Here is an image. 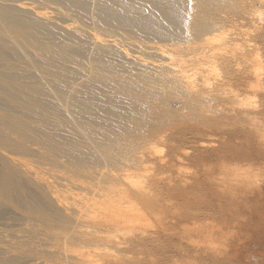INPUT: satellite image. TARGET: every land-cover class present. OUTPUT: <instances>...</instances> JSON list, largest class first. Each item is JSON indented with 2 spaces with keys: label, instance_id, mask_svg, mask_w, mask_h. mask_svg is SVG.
Here are the masks:
<instances>
[{
  "label": "rangeland",
  "instance_id": "obj_1",
  "mask_svg": "<svg viewBox=\"0 0 264 264\" xmlns=\"http://www.w3.org/2000/svg\"><path fill=\"white\" fill-rule=\"evenodd\" d=\"M0 2L7 59L48 66L60 49L83 63L63 62V116L41 119V128L18 114L11 96L0 97V184L15 189L0 196V264H264V0H176L156 9L154 0H132L142 20L177 15L146 27L105 19L104 0ZM159 46L164 55L152 49ZM166 55L199 87L173 79ZM110 79L132 87L134 115L124 124L79 122L71 92L90 82L107 98ZM167 131L175 137L150 141L135 162L139 143ZM127 161L142 170L128 179L153 183L145 199L119 207L121 229L95 227L93 241L88 225L112 214L97 207L93 188L109 176L99 172ZM105 236L113 242L103 244Z\"/></svg>",
  "mask_w": 264,
  "mask_h": 264
},
{
  "label": "bare ground",
  "instance_id": "obj_2",
  "mask_svg": "<svg viewBox=\"0 0 264 264\" xmlns=\"http://www.w3.org/2000/svg\"><path fill=\"white\" fill-rule=\"evenodd\" d=\"M64 1L70 4H77L81 7L84 6L82 4V0H64ZM104 1H105V7L103 10H100V13H102L103 16L105 15L106 17L105 19L110 20V21L112 20L115 22H122L124 24H126L125 22H127L128 24L137 25V27H146V26H151L154 22L159 21V19L163 17L177 18V15L170 14L167 12L165 14L163 13L157 14V17L154 20V22H149L148 20H142L140 17L137 16V14L135 13L136 5L132 2V0L131 1L130 0H104ZM144 1H147V0H144ZM153 3L156 9L158 4H161V3L175 5L176 0H154ZM4 5L5 4H2L0 2V18L1 19L8 17V14L5 12L7 8H5ZM121 10H127V12L132 15H124V14L119 15L121 13ZM38 16L45 20H48L51 17V16L49 17L45 12H39ZM66 29L72 30L73 28H66ZM72 31H75V28ZM87 38L90 40H94L97 43H105V40L103 38L95 36V35L89 36ZM37 43H39L38 40H36L35 44ZM114 44L115 46H117V43L115 41L112 42V46ZM3 48H5L4 45L0 44V97L11 96L13 105L15 106V110L18 112V114L24 117H27L29 119L30 126L33 128L35 127L36 129L41 128L44 125V122L41 120L43 118L62 117L63 114L59 111L58 106L60 103H63L62 101H65L66 99L65 98L63 100L61 98L62 91L64 90V88L62 87L65 86L66 84L60 86V83H59V81L62 79L61 70L63 67H65L63 62H71L75 60V62L81 63V65L83 63L80 60L75 59L74 57H71L68 51L64 52V50L62 51L60 49L59 50L53 49L51 51V57H49V61L51 62V65L44 66V65L38 64L36 66V64L31 63L30 61H27V60L24 62H19L21 63L19 64L18 62H16V60L11 61L7 59L5 56H3V52H4ZM155 48L157 49L158 53H160L161 55L162 54L164 55V51L160 46L152 47V49L154 50ZM13 49L16 50L15 47H13ZM15 55L17 56V54ZM165 58L167 61L170 59V57L167 59V55ZM177 60H179V58L178 59L176 58V61ZM172 61L173 60H171V62H167L170 64H168V66L166 67L168 68L169 71H171V73H173L172 74L173 79H175L176 81L184 82L186 87H189V89L190 88L194 89L195 87H199L194 82L195 80L194 81L192 80L191 78L192 75L185 72V69H183L181 65L182 63L179 64L181 61L177 64L174 63L175 61L174 62ZM163 64L166 65L165 63H161V66ZM157 67L158 69H160L159 65H157ZM166 67L163 66V69ZM89 74L91 73L89 72ZM92 79L93 81L99 80V78L96 76H93ZM61 82L65 83V80L63 81L62 79ZM105 84L108 87L106 90V92L108 91L107 92L108 95H106L107 98L106 97L103 98L102 95H98L99 94L97 91L98 88L95 87L94 83L90 84V82L89 84H84L83 89L76 87V89H74V91L71 92L72 93L70 96L71 97V100H70L71 108L69 109L73 110L74 114H76L75 115L77 117L76 119H78L79 122H82V120L103 119V120H106L107 123L109 124V123H112L110 122V120H114L115 119L114 117H116L119 119V120H116L117 121L116 123L118 122L121 123L122 119H125L128 114H129L128 117L130 116V114H133L131 112L134 111V109L136 110L137 106L140 104V100L137 99V97L134 98L132 95H130V89L132 87L129 88L127 83L119 82L115 79H110V80H106ZM68 92L70 93V89L68 90ZM127 92H129V94ZM82 94L86 96H83ZM80 95H82L83 97L82 100H80L79 98ZM104 95H105V92H104ZM62 97H63V94H62ZM76 98H79V100ZM67 100L68 99H66V101ZM129 110H131L130 113H128ZM127 118L125 119V121L129 119ZM119 125L121 124H118V126ZM124 131H126V129ZM174 137H175V131H170V132L167 131L166 133H163V134H159V133L149 134L146 140H144L143 142L139 143L136 146L137 153H138V159L135 162H141L145 160V155L147 153V146L150 143V141H161L163 143H167L169 140L171 141ZM11 161L13 162V164H15L13 159H11ZM160 161L163 163L169 162V160L164 161L162 158H160ZM127 162L129 164L124 163L122 165H116V167L115 165H113L114 167L112 166L111 169L107 168L108 171H103V172L97 171L100 174L104 173V174L109 175V176L107 175L108 177L105 178V180H103L102 184L97 183L99 184L100 188H98V186H97L98 189L96 190L95 188H93L94 189L93 191H95V195L97 196V198L98 197L100 198V199L98 198L99 200H101V202L99 201L97 202L99 204L97 207L100 206L101 208L103 207V209L111 208L112 214H109V215L106 214L105 216L103 215L104 216L103 219H100L97 222H94L91 225L90 224L88 225L89 227L92 226L93 231H88L86 232V234L90 235L89 237H91V239L93 238V241H96L97 239L96 235L93 234L95 232L94 230L95 227L97 230L100 229V231L106 232V233L121 229L122 228L121 222H123V220L125 221V219H123L122 217L123 216L122 212L118 210L119 207L126 202L128 203L131 199H138V200L142 199L148 190V185L149 184L152 185L153 183V180H148V182L144 181L145 183L144 182L141 183L142 179L144 180L143 178L144 176L141 177V180L139 182L138 181L133 182L130 179H128L129 177H131L132 174H133L132 176H135V174H140L142 170L139 169L140 167L138 163H135L132 161L131 162L127 161ZM138 170L140 171L137 172ZM121 181H123L124 183H122ZM14 191L15 189L11 186L8 180H5L3 183L0 184V196L5 197V198H11L14 194ZM98 212H101V211L99 210ZM38 214H39L38 215L39 219H42L43 220L42 222H44L45 225H49L47 220L46 221L44 220L45 218L44 215L40 213ZM75 215L76 214H74L73 216ZM77 216H80V215H76L75 217ZM112 238H113L112 236H105L101 238L100 240H103L105 242L103 244L106 245V244L113 242ZM88 264H96V263L88 260Z\"/></svg>",
  "mask_w": 264,
  "mask_h": 264
}]
</instances>
